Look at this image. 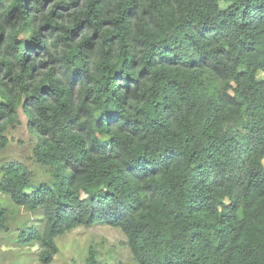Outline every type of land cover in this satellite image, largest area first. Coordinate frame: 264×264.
<instances>
[{
    "label": "trees",
    "instance_id": "trees-1",
    "mask_svg": "<svg viewBox=\"0 0 264 264\" xmlns=\"http://www.w3.org/2000/svg\"><path fill=\"white\" fill-rule=\"evenodd\" d=\"M0 35V149L21 110L50 172L0 164L43 218L19 242L102 223L133 264H264V0H0Z\"/></svg>",
    "mask_w": 264,
    "mask_h": 264
},
{
    "label": "rangeland",
    "instance_id": "rangeland-1",
    "mask_svg": "<svg viewBox=\"0 0 264 264\" xmlns=\"http://www.w3.org/2000/svg\"><path fill=\"white\" fill-rule=\"evenodd\" d=\"M5 134L9 143L0 149V164L18 161L30 169L35 182L48 181L49 169L34 159L36 137L29 130L27 118L21 110L17 121L7 127ZM0 207L6 212V224L0 228V264H83L90 247L101 264H133L126 236L119 229L102 223L78 225L58 235L55 237L57 251L52 253L49 261L43 262L40 255L45 247L38 242L23 244L18 236L22 229H40L43 223L41 212H31L24 206L15 205L1 192Z\"/></svg>",
    "mask_w": 264,
    "mask_h": 264
},
{
    "label": "snow or ice",
    "instance_id": "snow-or-ice-1",
    "mask_svg": "<svg viewBox=\"0 0 264 264\" xmlns=\"http://www.w3.org/2000/svg\"><path fill=\"white\" fill-rule=\"evenodd\" d=\"M3 42V37H2V35H0V43H2Z\"/></svg>",
    "mask_w": 264,
    "mask_h": 264
}]
</instances>
